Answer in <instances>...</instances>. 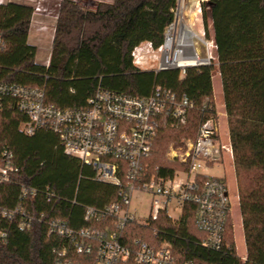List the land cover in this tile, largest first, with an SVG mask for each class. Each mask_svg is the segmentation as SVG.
Segmentation results:
<instances>
[{"label": "trees", "instance_id": "16d2710c", "mask_svg": "<svg viewBox=\"0 0 264 264\" xmlns=\"http://www.w3.org/2000/svg\"><path fill=\"white\" fill-rule=\"evenodd\" d=\"M176 0L100 1L94 9L74 0H62L47 66L35 62L36 47L27 42L32 16L29 5L9 1L0 4V79L42 86L47 102L60 107L83 106L97 88L148 95L155 86L185 93L195 104L186 122L170 125L160 119L153 148L144 162L148 173L172 176L181 169L167 158L169 146L194 139L199 125L216 115L212 79L215 69L222 83L223 104L233 152L245 259L234 249L232 221L224 238L231 248L210 250L201 245L203 233L194 224V206L185 203L182 215L172 220L161 212L156 220L118 224L111 216L97 221L84 219L85 207L103 208L118 199L117 186L94 179V170L66 155L58 136L46 129L31 136L19 130L24 120L19 112H0V149L13 153L19 168L17 179L38 189L29 205L33 212L63 218L67 227H91L115 231L123 243L139 238L150 244L165 243L180 259L197 264H264V0H207L201 3L204 33L212 31L215 59L209 65L178 69H138L131 51L148 41L154 48L163 42L164 31L173 20ZM216 65V66H215ZM197 175V182L206 178ZM53 198L46 201L44 189ZM14 184L0 187L5 205L16 202ZM0 264H58L54 248L66 246L72 263L89 264L94 254H76L73 242L61 234H48L44 218L28 229L17 219L0 217Z\"/></svg>", "mask_w": 264, "mask_h": 264}, {"label": "built area", "instance_id": "2783aa9c", "mask_svg": "<svg viewBox=\"0 0 264 264\" xmlns=\"http://www.w3.org/2000/svg\"><path fill=\"white\" fill-rule=\"evenodd\" d=\"M9 1L0 0V4ZM193 1L176 0L173 20L164 31L162 44L154 48L150 42L144 41L135 46L131 51L134 66L148 69L152 67V64L148 65L151 58L156 60L154 70L178 69L182 76L188 67L209 65L214 61L215 56L210 53L201 58L197 49L198 41L208 46L209 43L214 45L213 40L204 41L194 30L196 21L202 24L201 3L207 0ZM40 10L37 5L32 7L33 14ZM3 50L0 33V54ZM5 108L24 116L19 124L24 135L31 136L42 129L54 132L64 154L90 165L95 180L118 187V199L110 205L103 208L86 206L85 220L97 221L111 216L118 224L128 221L145 223L156 220L161 212L178 220L184 204L190 203L194 206V224L203 233L201 245L210 250L231 248L224 238L225 225L232 212L230 189L224 177L203 172L225 157L230 158L233 166L229 136L225 141L220 135L218 112L199 125L193 140L185 139L178 146H170L167 158L178 161L183 167L165 177L148 173L144 159L153 148L161 117L168 116L172 126L181 125L186 122L188 112L195 108L185 93L162 86H155L145 96L97 88L83 106L60 107L45 100L42 86L0 79V112ZM18 173L13 153L6 146L2 147L0 187L14 184L18 188V199L12 205H5L0 199V217L17 219L23 229L44 218L48 234L70 238L76 254H94L89 264H197L193 260L180 259L165 243L155 245L135 238L127 244L113 230L94 227L74 230L66 226L63 218L33 212L29 205L38 195V189L19 181ZM197 175L207 177L197 182ZM135 191L152 196L145 220H139L137 213L129 210L130 196ZM43 195L46 201L53 198L50 188L44 189ZM172 203L173 209L179 208L176 217L170 214ZM5 234H8L7 229L0 228V237L4 238ZM53 251L58 264H76L65 258L66 246ZM244 259L245 256L241 257Z\"/></svg>", "mask_w": 264, "mask_h": 264}, {"label": "rangeland", "instance_id": "374dc122", "mask_svg": "<svg viewBox=\"0 0 264 264\" xmlns=\"http://www.w3.org/2000/svg\"><path fill=\"white\" fill-rule=\"evenodd\" d=\"M87 0H83V3ZM94 3H98L101 0H93ZM195 2V0L193 1ZM87 6H92L90 3L87 2ZM95 4V5H96ZM84 7V6H83ZM194 11V6L192 7V13ZM190 12V14H192ZM209 29V35L207 36L204 33V25L203 22L200 24V22L196 21L194 25V30L199 34V36L207 42L212 41V31L210 30V25L208 26ZM197 49L199 50V54L201 58L205 57L208 53H210L212 56H215V47L214 45L204 46L200 41H198ZM155 57H158V53L154 52ZM157 55V56H156ZM148 65L152 64L150 68L153 69L156 66V60H148ZM216 66V65H215ZM212 85H213V94H214V102L217 108V112L219 113V123H220V135L223 140L226 141L228 130H227V122H226V115L221 116V112L224 113V106H223V91H222V83L220 76L218 74L217 69H215L212 79ZM225 114V113H224ZM229 136V135H228ZM170 148V146H169ZM168 148V150H169ZM167 150V151H168ZM167 153V152H166ZM205 174L210 176H217V177H224L228 187L230 189V194L232 195V212H231V218L232 221V231H233V237H234V245L236 246L235 251L237 255L241 258L245 256V242H244V236L241 226V217H240V211H239V205H238V194H237V187H236V179L234 175V169L232 166V162L230 158L225 157L222 162L214 163L212 166H208L204 171ZM151 195L146 192H139L135 191L130 196V202H129V210L132 212L137 213V218L139 220H145V217L148 214L149 205L151 202ZM174 208V203L171 204V211L170 214L172 216H178L179 214V208Z\"/></svg>", "mask_w": 264, "mask_h": 264}, {"label": "crops", "instance_id": "0c3cea01", "mask_svg": "<svg viewBox=\"0 0 264 264\" xmlns=\"http://www.w3.org/2000/svg\"><path fill=\"white\" fill-rule=\"evenodd\" d=\"M13 2L29 5H37L41 10L35 14L32 13L29 26L27 42L36 47L35 62L47 66L50 59L52 41L57 21L58 6L62 0H11ZM81 6L88 9H94L96 6L93 0H74ZM110 2L112 0H101ZM90 3L92 6H87ZM224 106V104H223ZM225 113V110H224ZM221 112V116L226 115ZM226 117V116H225ZM228 130V128H227ZM228 132V131H227Z\"/></svg>", "mask_w": 264, "mask_h": 264}, {"label": "bare ground", "instance_id": "6f19581e", "mask_svg": "<svg viewBox=\"0 0 264 264\" xmlns=\"http://www.w3.org/2000/svg\"><path fill=\"white\" fill-rule=\"evenodd\" d=\"M193 60H194V58H193Z\"/></svg>", "mask_w": 264, "mask_h": 264}]
</instances>
